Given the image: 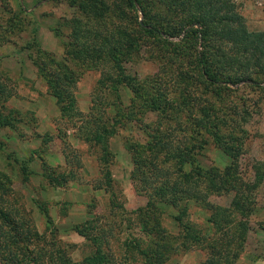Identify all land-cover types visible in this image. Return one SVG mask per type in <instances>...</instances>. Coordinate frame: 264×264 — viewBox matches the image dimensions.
Instances as JSON below:
<instances>
[{"label": "rangeland", "instance_id": "374dc122", "mask_svg": "<svg viewBox=\"0 0 264 264\" xmlns=\"http://www.w3.org/2000/svg\"><path fill=\"white\" fill-rule=\"evenodd\" d=\"M68 1L0 0V83L9 94L0 96V118L10 122L0 125V195L5 204L39 233L49 228L60 244H73L69 256L74 261L92 248L72 228L93 220L105 230L101 249L112 264H152L154 252L161 254L156 260L162 264H204L209 257L218 264H264L262 77L252 75L253 83L206 85L188 67L201 48L191 44L195 38L185 31L197 26L169 37L183 13L165 0H138L130 11L135 24L155 28L157 34L117 21L115 14L106 15L101 25L85 17L84 29L111 36L114 27L124 28L136 43L124 70L138 91L117 88L114 131L107 139L112 182L104 189L98 147L79 139L83 116L62 118L52 95L54 81L63 74L69 82L62 87L80 115H86L99 96L107 100L96 87L100 78L111 76L109 70L68 54L69 43L80 42L70 39L72 20L84 19ZM234 1L244 28L264 32V0ZM118 5L126 13L121 1ZM157 88L164 116L144 105ZM201 106L209 110L228 148H218L210 134L196 126ZM103 107L107 116L114 112L111 106ZM153 136L167 148H188L191 164L178 173L174 162H162L164 150ZM153 166L162 172L154 174ZM195 167L216 172L226 178V190L235 191L210 189L203 195V175L190 185L189 190L197 192L194 199L182 195L176 207L154 198L147 204L150 190L160 183L176 181L177 190L188 187L183 182L193 181L190 168ZM181 210L183 220L201 236L199 242L182 238L175 220ZM211 217L221 225L219 231L209 222ZM134 241L142 254L133 249Z\"/></svg>", "mask_w": 264, "mask_h": 264}, {"label": "trees", "instance_id": "16d2710c", "mask_svg": "<svg viewBox=\"0 0 264 264\" xmlns=\"http://www.w3.org/2000/svg\"><path fill=\"white\" fill-rule=\"evenodd\" d=\"M119 1L124 4L126 13L118 5ZM165 1H167L168 7L179 6L183 13V16L178 21L176 20L177 23H174L170 28V32L167 34L170 35L169 37L177 36L181 30H185L186 26H197V28L191 27L185 31L195 38L190 41L191 44L201 48L200 51H194V56L188 60V67L206 85H235L244 81L253 83L252 75L262 77L264 82V32H250L244 28L242 18L236 11L234 0ZM137 3L138 0L68 1V5L76 8L84 17L83 22L72 20L70 39L80 42L73 43L71 41L72 43H69L71 49L68 54L77 61H88L94 67L102 66L109 70L111 76L106 77L108 82H106V78H100L96 87L107 100L99 96L98 100L91 101L89 112L86 115H80L76 110L74 98L66 92V86L62 87L64 82H69V79L63 74L54 81L52 95L62 118H67L69 121L75 116L78 118L83 116L80 121L82 122L80 123L82 132L79 134V139L98 147L100 182L104 189H108L112 182L107 168L109 155L107 139L114 131L112 123H114L113 119L117 114L116 105L119 103L117 88L122 86L134 94L138 91L134 78L124 70V64L136 43L131 37V31L124 28L114 27L111 36H106L97 32L96 29L86 30L83 26H86L85 20L87 19L85 17L94 21L93 23L101 25L105 21L106 15L113 17V14L117 21L135 24V20L131 19L130 11H135ZM178 23L180 24L178 25ZM135 25L144 33H158L155 28L141 29L138 22ZM114 36H116L115 39ZM157 89L155 90V92L157 91L156 96L144 100V105L150 111L164 116L165 104L161 99L158 100L162 97V93L159 92V88ZM2 95L9 97L7 90L0 83V96ZM104 105L114 108L112 115L107 116L105 108L102 109ZM198 112L200 115V120L196 123L198 129L210 134L218 148L222 150L228 148L218 132L217 125L211 122L209 110L205 106H201ZM9 124L8 119L0 118L1 126ZM153 139H156V146H160L159 148L162 147L164 150L162 162H174L176 172H183L184 166L191 164L187 155L188 148L182 149L175 146L167 148L161 143L159 136H153ZM198 148L199 146H197ZM191 171L194 174L193 181L186 179L183 182L188 183V187L185 186L184 190H177L176 181L160 183L150 190L147 204H150V198H154L176 207L182 195L187 196V199H194L197 192L189 190L191 189L190 185L196 183L197 178L203 175L206 178L203 195H208L210 189L235 191L233 188L226 190V178L218 177L219 174L214 171L198 167L190 168ZM153 172L158 174L162 171L159 167L153 166ZM49 180L55 183V178L51 177ZM233 204L237 206V201L235 200ZM183 216L184 210H181L175 218L182 229V238L199 242L201 236L189 222L183 220ZM209 222L216 230H220L221 225L216 220L212 218ZM72 229L92 248L89 254L77 261L72 260L69 256L73 250V244H60L52 236L53 233L48 231L49 228H46L45 232L39 233L27 218L18 215L14 209L9 208L0 195V264H112L109 256L101 249V245L106 242L105 230L98 227L93 220H87L81 226H73ZM132 243L133 249L142 254L139 244L135 241ZM160 256V253L154 252L152 264H162L156 260ZM204 264H218V261L214 257H209Z\"/></svg>", "mask_w": 264, "mask_h": 264}]
</instances>
